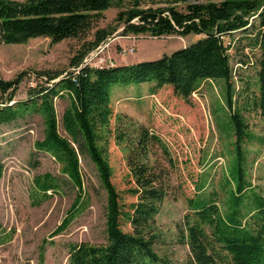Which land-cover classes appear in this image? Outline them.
<instances>
[{"label": "trees", "instance_id": "trees-1", "mask_svg": "<svg viewBox=\"0 0 264 264\" xmlns=\"http://www.w3.org/2000/svg\"><path fill=\"white\" fill-rule=\"evenodd\" d=\"M142 3L143 0H0V44H20L36 37H47L51 43L64 39L81 42L70 62L77 69L61 77L58 72H35L45 80L29 87L24 100H14L23 74L13 80L0 77V125L29 113L39 114L44 136L34 147L50 154L77 190L68 214L50 235L67 228L82 202L79 156L86 154L97 169L106 195V240L101 244L70 243L67 264H170L153 248L158 239L154 218L166 196L167 173L148 160L153 145L167 151L161 139L144 126L136 125L130 133L129 125H121L119 115L114 116V129L111 128V87L115 83L154 82L150 93L169 85L175 95L187 100L201 82L221 80L234 138L233 165L224 183L228 187L227 210L220 211L212 198L214 193H201L204 183L199 181L197 196L188 200L189 212L178 239L189 250L186 264H264V197L246 181L244 168V145L254 138L244 111L254 110L264 116V0H207L188 3L183 11L174 6L142 7ZM110 7L121 9L114 21L125 26L124 35L200 37L152 60L108 67L84 65L85 56L116 29L107 25L91 33L101 12ZM238 31L250 34V46L259 49L255 89L240 93L239 99L235 98L229 47L223 41V36ZM63 95L69 98L61 116L68 138L58 131L53 102ZM112 132L126 151L133 182L128 192L135 197L130 203L121 200L111 181L107 138ZM2 172L0 163V177ZM58 186L50 173L34 179L35 191L42 194ZM122 223H127L130 230H123ZM43 251L41 245L40 264Z\"/></svg>", "mask_w": 264, "mask_h": 264}, {"label": "rangeland", "instance_id": "rangeland-1", "mask_svg": "<svg viewBox=\"0 0 264 264\" xmlns=\"http://www.w3.org/2000/svg\"><path fill=\"white\" fill-rule=\"evenodd\" d=\"M205 1L143 0L141 6H174L183 11L188 3ZM119 10L110 7L101 12L91 33L107 25L116 29L85 56L84 63L106 67L152 60L200 37L195 34L160 37L133 33L124 35L122 30L125 26L114 21ZM250 37V34L241 31L223 36L224 43L229 47L235 98L238 99L240 93L251 92L256 84L259 49L250 46ZM80 45L81 42L75 39L51 43L47 37L31 38L20 44H0V77L13 80L23 74L14 100H24L29 87L45 80L44 76L35 72H58L61 77L76 70L77 67L71 66L70 62ZM153 84H113L110 93L113 118L110 124L114 129V116L119 115L121 125H129L130 133L134 132L136 125L144 126L165 145L167 152L153 145L148 154L150 164L159 165L167 173L166 196L154 218L158 239L153 248L170 264H186L189 250L179 242L178 235L184 216L189 212L188 200L197 196V185L202 181L201 193L208 196L214 193L212 198L220 211L226 212L228 187L224 183L233 165L231 151L234 138L221 80L201 82L187 100L175 95L169 85L152 94L150 87ZM53 102L58 131L68 138L61 116L69 98L63 95L54 98ZM244 116L254 136L244 145L245 178L264 197V116L254 110L244 111ZM43 136V120L37 113H29L0 125V163L3 164L0 177V264H40L41 245L44 246L41 264H67L70 243L101 244L106 240V195L97 169L86 154L79 156L84 192L82 202L67 228L55 236L50 235L68 214L77 190L61 173L60 164L50 154L34 147V143ZM125 157L126 151L116 142L112 132L107 138L111 181L121 200L130 203L135 197L128 192L133 182ZM45 173L53 175L59 186L42 194L35 191L34 179ZM122 228L130 230L127 223H122Z\"/></svg>", "mask_w": 264, "mask_h": 264}, {"label": "built area", "instance_id": "built-area-1", "mask_svg": "<svg viewBox=\"0 0 264 264\" xmlns=\"http://www.w3.org/2000/svg\"><path fill=\"white\" fill-rule=\"evenodd\" d=\"M91 52H93V51H91ZM89 54H90V53H89ZM85 61H86V60H85ZM86 62H87V61H86ZM83 64L86 65L87 63H84V62H83ZM88 65H89V64H88ZM111 65H112V64L107 65L106 67L111 66ZM90 66H91V65H90Z\"/></svg>", "mask_w": 264, "mask_h": 264}]
</instances>
